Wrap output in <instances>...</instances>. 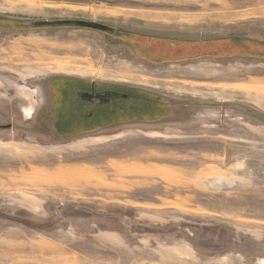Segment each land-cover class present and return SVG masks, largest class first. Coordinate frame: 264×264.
Here are the masks:
<instances>
[{"label":"rangeland","instance_id":"374dc122","mask_svg":"<svg viewBox=\"0 0 264 264\" xmlns=\"http://www.w3.org/2000/svg\"><path fill=\"white\" fill-rule=\"evenodd\" d=\"M0 19V264H264V60L240 46L264 49V0H0ZM15 19L131 28L161 38V59L194 60L151 66L107 35ZM69 55L97 65L50 64ZM57 75L188 107L171 124L60 135L35 119Z\"/></svg>","mask_w":264,"mask_h":264},{"label":"flooded vegetation","instance_id":"af4514ba","mask_svg":"<svg viewBox=\"0 0 264 264\" xmlns=\"http://www.w3.org/2000/svg\"><path fill=\"white\" fill-rule=\"evenodd\" d=\"M1 21L3 20L0 19V27H8ZM10 22L13 23L16 31L41 29L26 25L22 19ZM106 26L113 31L80 29L111 37L120 46L131 50L137 59L151 66L176 65L194 60L191 56L180 59L166 56L165 59H161V54L158 53L161 50H153L160 48L157 43L162 41L161 38L157 37V40L152 35L131 28ZM179 43L184 44L185 49H190V46L194 44L188 40H180ZM146 47L151 49L147 50ZM40 94L42 106L35 119L42 120L45 126L51 122L54 132L58 131L60 135L73 137L113 133L118 128L126 126L151 127L175 123L179 120L176 107H188L167 95L152 93L137 85L116 79L108 81L99 78L57 75L40 84ZM48 135L58 137L55 133L54 135L48 133Z\"/></svg>","mask_w":264,"mask_h":264},{"label":"water","instance_id":"95a60500","mask_svg":"<svg viewBox=\"0 0 264 264\" xmlns=\"http://www.w3.org/2000/svg\"><path fill=\"white\" fill-rule=\"evenodd\" d=\"M26 25L35 28H49V27H76V28H89V29H97L101 31H113V29L109 28L106 25L97 23V22H89V21H81V20H33V21H25ZM11 126H0V129H8Z\"/></svg>","mask_w":264,"mask_h":264},{"label":"crops","instance_id":"0c3cea01","mask_svg":"<svg viewBox=\"0 0 264 264\" xmlns=\"http://www.w3.org/2000/svg\"><path fill=\"white\" fill-rule=\"evenodd\" d=\"M9 58V57H8ZM7 59V58H6ZM52 63H50L52 66L56 67L57 69L65 68L69 69L72 68L74 71H81L83 69L93 68V66H96L97 63L94 62L92 59H83L76 56H67L65 58H57L52 57ZM86 66V67H84Z\"/></svg>","mask_w":264,"mask_h":264},{"label":"trees","instance_id":"16d2710c","mask_svg":"<svg viewBox=\"0 0 264 264\" xmlns=\"http://www.w3.org/2000/svg\"><path fill=\"white\" fill-rule=\"evenodd\" d=\"M240 42H243V41H240ZM244 42H246V41H244ZM240 46L244 47V49H246V50H253V52H254L253 54H256L255 59L264 60L263 45H258L257 43H253L252 45H249V43H243V44H240ZM258 46H261L262 49H259L260 47H258Z\"/></svg>","mask_w":264,"mask_h":264}]
</instances>
